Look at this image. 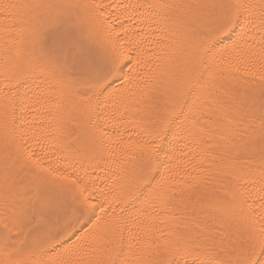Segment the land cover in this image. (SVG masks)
Returning a JSON list of instances; mask_svg holds the SVG:
<instances>
[{
  "label": "snow or ice",
  "instance_id": "1",
  "mask_svg": "<svg viewBox=\"0 0 264 264\" xmlns=\"http://www.w3.org/2000/svg\"><path fill=\"white\" fill-rule=\"evenodd\" d=\"M0 264H264V0H0Z\"/></svg>",
  "mask_w": 264,
  "mask_h": 264
},
{
  "label": "bare ground",
  "instance_id": "2",
  "mask_svg": "<svg viewBox=\"0 0 264 264\" xmlns=\"http://www.w3.org/2000/svg\"><path fill=\"white\" fill-rule=\"evenodd\" d=\"M85 2H90V0H85ZM116 3H124V2H129V3H133L135 2V0H115ZM98 175H100L101 177L103 176V173H98ZM99 182H103L102 180Z\"/></svg>",
  "mask_w": 264,
  "mask_h": 264
}]
</instances>
